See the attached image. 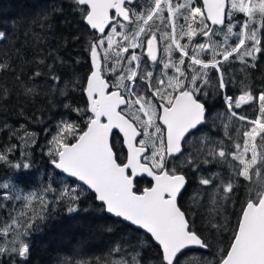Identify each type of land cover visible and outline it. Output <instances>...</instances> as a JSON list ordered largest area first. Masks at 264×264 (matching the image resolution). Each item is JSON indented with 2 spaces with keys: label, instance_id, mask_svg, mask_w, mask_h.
<instances>
[{
  "label": "snow or ice",
  "instance_id": "1",
  "mask_svg": "<svg viewBox=\"0 0 264 264\" xmlns=\"http://www.w3.org/2000/svg\"><path fill=\"white\" fill-rule=\"evenodd\" d=\"M69 4L93 37L85 49L89 73L63 81L52 64L46 67L49 93L64 97L60 106L77 120L62 116L41 148L53 173L42 185L25 188L15 175L0 181V264H29L30 238L40 224L57 205L69 214L81 211L87 193L97 211L134 226L143 238L114 244L107 257L65 258L61 264H264V83L256 88L248 80L249 70L264 62V0ZM5 40L0 30V42ZM9 59H0V73L12 70ZM36 62L46 64L44 58ZM236 63L243 79L239 94L228 95L236 78L226 79V72ZM42 75L35 71L31 78ZM77 94L83 107L76 106ZM8 95L0 87V99ZM23 95L39 93L25 85ZM218 95L225 110L213 116L207 104ZM9 131V139L18 135ZM37 138L21 125L23 158L9 160L19 147L13 144L0 151V162L18 175L31 172L28 149ZM193 177L197 187L188 193ZM236 204L233 224L228 206ZM198 209L207 214L203 229L197 227ZM205 231L216 236V245ZM153 246L155 259L147 260L145 251ZM193 248L206 255L188 259ZM76 255L83 253L77 249Z\"/></svg>",
  "mask_w": 264,
  "mask_h": 264
},
{
  "label": "trees",
  "instance_id": "2",
  "mask_svg": "<svg viewBox=\"0 0 264 264\" xmlns=\"http://www.w3.org/2000/svg\"><path fill=\"white\" fill-rule=\"evenodd\" d=\"M54 7L62 10L53 12ZM42 14H47L46 20L40 19ZM41 24L44 26L41 27ZM0 30L7 35V40L0 42V59L7 55L10 57L8 62L12 65V70L0 73V87L9 90L7 98L0 99V151L13 144L19 145L9 155L11 162L19 161L23 158L22 153L25 150L19 140L20 126L25 125L28 131L38 133L36 144L28 149L34 162L31 172L18 175L9 164L0 162V179L9 180L15 175L16 183L25 188L30 185H42L45 177H50L53 173L41 148L47 146L51 133L55 132V124L62 116L77 120L75 113L68 114L67 110L60 106L59 102L64 100V97L52 96L49 93L51 81L47 76L49 70L46 65L52 64L54 72L63 81L83 79L90 70L89 56L85 49L93 37L85 23L72 11L69 0H0ZM54 57H59L63 63L59 61L53 63ZM41 58L45 59V65L36 62ZM259 69L261 73L259 72L257 77H264V66L259 65L256 70ZM35 71H41L44 75L33 80L31 74ZM25 85L35 87L39 95L35 97L23 95ZM49 100L56 106L51 107ZM219 101L220 99L216 102L217 111H221L223 106L218 103ZM75 103L76 106H84L79 94L76 95ZM207 107L211 112V106L207 104ZM37 117L42 118L43 123H37ZM5 125L9 127L6 128ZM81 126L83 127L82 122ZM46 128L51 130L47 134ZM9 129L17 130L18 135L9 139L11 134ZM212 131L219 132L221 129L213 128ZM63 180L68 179L63 176ZM56 183H60V180ZM147 185L148 181H143V186ZM196 187L193 177L188 193ZM243 192L242 188L238 199H243ZM188 193L185 194V201L188 199ZM80 208L81 211L69 214L62 206H55L52 215L40 224V231L33 233L30 238L29 264H61L65 258L72 260L107 257L114 244L123 240L136 243L138 239L143 238V234L137 232L134 227L97 211L98 202L92 198L91 193L82 198ZM234 212H239V204L228 206L227 214L233 224L236 219L232 215ZM201 214L204 215V219L201 218ZM206 215L204 209L197 210L198 228L203 229L207 226ZM104 226H110L112 231L103 232ZM204 235L213 245L217 244L215 235L207 231ZM77 249L81 250L82 256L76 255ZM156 254L157 248L153 246L146 249L145 258L154 260ZM204 255L206 253L203 250H190L188 259L195 261ZM112 256L116 258L115 253H112ZM4 260L7 261L8 257Z\"/></svg>",
  "mask_w": 264,
  "mask_h": 264
},
{
  "label": "flooded vegetation",
  "instance_id": "3",
  "mask_svg": "<svg viewBox=\"0 0 264 264\" xmlns=\"http://www.w3.org/2000/svg\"><path fill=\"white\" fill-rule=\"evenodd\" d=\"M107 31V30H106ZM264 66V64L262 62H258V66ZM257 66V67H258ZM227 67V66H226ZM242 66L239 63L234 64L233 66L229 67L227 72H226V79L228 78V75L231 74V76H234L236 78V83L229 85L227 91L228 95H238L239 94V81L241 79H243V73H241L239 71V69ZM259 72L261 73V70H256L255 69H251L249 70V76H248V80L249 82L256 88H259V86L264 83V77H257V74H259ZM214 79V77H213ZM220 99V101L218 103H221L222 106V110L221 111H217V109H215L216 107V102ZM208 104L211 106V112L213 114V116L217 113V112H223L225 110V106H224V102L221 96H216L215 98H209ZM247 115L249 116H253L254 113H252L251 110H249L247 113ZM221 123V121L217 120L216 124Z\"/></svg>",
  "mask_w": 264,
  "mask_h": 264
},
{
  "label": "water",
  "instance_id": "4",
  "mask_svg": "<svg viewBox=\"0 0 264 264\" xmlns=\"http://www.w3.org/2000/svg\"><path fill=\"white\" fill-rule=\"evenodd\" d=\"M107 30V29H106ZM89 58V57H88ZM65 177H66V175H65ZM67 178V177H66ZM68 179V178H67ZM109 215V214H108ZM111 216V215H110ZM111 217H114V216H111ZM114 218H116V217H114ZM116 219H119V218H116ZM120 220V219H119ZM125 224H128V223H126V222H124ZM128 225H130V224H128ZM130 227H131V225H130ZM132 227H134V226H132ZM135 228V227H134ZM136 229V228H135ZM192 251L193 250H200V249H198V248H193V249H191Z\"/></svg>",
  "mask_w": 264,
  "mask_h": 264
},
{
  "label": "rangeland",
  "instance_id": "5",
  "mask_svg": "<svg viewBox=\"0 0 264 264\" xmlns=\"http://www.w3.org/2000/svg\"><path fill=\"white\" fill-rule=\"evenodd\" d=\"M22 146H23V143H22ZM0 181H7V179H0Z\"/></svg>",
  "mask_w": 264,
  "mask_h": 264
}]
</instances>
